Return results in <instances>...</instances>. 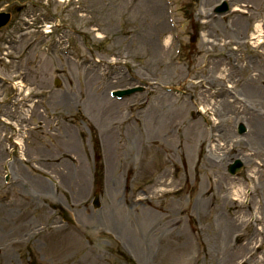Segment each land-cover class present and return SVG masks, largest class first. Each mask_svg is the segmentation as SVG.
I'll list each match as a JSON object with an SVG mask.
<instances>
[{
	"label": "rangeland",
	"instance_id": "374dc122",
	"mask_svg": "<svg viewBox=\"0 0 264 264\" xmlns=\"http://www.w3.org/2000/svg\"><path fill=\"white\" fill-rule=\"evenodd\" d=\"M30 1L34 24L55 21L59 26L50 39H43L41 49L32 51L27 82L51 94L46 102L48 120L37 127L35 122L42 120L35 108L34 122L27 124L38 129L28 132L25 155L36 157L37 171L58 179L61 172H68L74 193L67 198V212L73 223L60 225V213L49 208V200H54L47 195L53 192L55 200L65 202L59 194L63 193L61 184L60 188L54 186L56 191L46 180L40 186L33 184L28 172L12 164L6 166L9 182L5 185L0 163V264H127L119 253L135 264H194L198 248L192 236L196 232L203 249L215 247L212 251L223 259L226 250V256L234 254V258L225 264H239L241 247L231 249L232 242L212 247L208 217L195 212L192 204L211 186L216 196L213 205L224 218L239 215L243 221L247 215L237 211L232 215L235 209L223 206V193L240 191L234 203L237 206L241 201L254 216L258 203L264 205V176L260 177L252 164L253 151L260 153L256 158L260 165L264 164V152L249 139L253 131L250 116L264 112V57L260 48L247 44L244 49L246 27L250 24L251 31L253 23L264 19L262 0ZM221 1L239 12L215 17L213 9ZM241 12L250 18L242 17ZM198 30L203 37L189 44V38ZM169 35L172 43L163 47ZM54 36L77 60L80 83L79 73L76 82L73 80V61L58 50ZM33 38L42 39L41 33ZM112 56L117 57V66H108L106 72L114 74L107 83H99L84 62H105ZM57 61L67 63L64 69L56 67ZM250 76L256 77L254 84H249ZM138 85L146 87L143 93L121 102L109 101L108 106L103 102L111 88ZM164 87L180 93L168 94ZM94 98L98 102L90 101ZM201 106L209 109L206 116L197 112ZM237 110L247 118L239 116ZM128 111L133 112L131 118ZM187 116L193 119L188 129L180 126ZM91 122L95 126L89 130ZM104 123L109 130L104 131ZM67 125L79 128L86 145L92 135L99 143L96 156L102 163L103 185L98 210L91 206L96 192L87 181L88 167L75 155L83 158L84 149L80 143L78 148L76 135ZM240 125L246 130L243 135L238 133ZM65 132L71 137L67 138ZM109 139L108 144L105 140ZM202 143L203 150L198 154ZM140 144L147 146L142 150ZM112 148L114 169L107 165ZM203 155L206 162L201 160ZM237 158L243 171L233 178L227 174V166ZM44 184L50 185V190ZM175 192L174 196L168 194ZM146 197L150 203H145ZM230 199L234 201L232 196ZM81 200L84 203L78 205ZM187 203L186 216L175 224L170 218L173 206ZM159 208L167 212L161 225L159 212L164 211H157ZM262 238L261 249L253 253L248 264H264V232ZM144 242L150 249L155 247L154 260L149 263L132 256V251L135 255L147 254ZM203 262L201 257L197 264Z\"/></svg>",
	"mask_w": 264,
	"mask_h": 264
},
{
	"label": "bare ground",
	"instance_id": "6f19581e",
	"mask_svg": "<svg viewBox=\"0 0 264 264\" xmlns=\"http://www.w3.org/2000/svg\"><path fill=\"white\" fill-rule=\"evenodd\" d=\"M254 29H255V32L253 36L259 37V35L262 34L261 25L256 24ZM152 31H154V29H152ZM163 45L164 47H167L169 45V40H166ZM250 79L252 80L251 81L252 84H254L255 81L257 80L256 77H251ZM94 100L98 102V99L94 98ZM239 116H245L247 118V115L243 114L242 112L239 113ZM249 119L252 121V124H253V131L251 132L249 139L252 141L254 146H256L260 151L263 150L264 152V120L263 119L261 120L252 119L251 116ZM105 141L108 144L111 143L110 139L105 140ZM253 153L255 155V160L252 163L256 167L257 174H259L260 177H262V175L264 176V164L260 161L259 162L262 163V165L256 162V158L260 156V153L255 150L253 151ZM113 158H114V148H112L110 151V158L108 161V165L114 169ZM201 160L206 162L207 158L202 157ZM110 184L114 185V182L112 181L110 182ZM234 193H230V194L223 193L224 194V196L222 197L223 206L227 207L228 209H235L232 212V215L235 214V211L243 215L248 214L250 211L248 207H242L240 206V204H237L236 206V204L231 201L230 199L231 196L234 198V201H237L240 197L239 195L240 191H235ZM262 199L264 200L263 195L261 197V200ZM144 201L145 203H150V199L148 197H146ZM215 201H216V196L214 193H212L211 186H208L205 189L204 193H202L201 198L197 202H194L192 204L193 210L195 212L197 211L200 214L203 213V215H206L208 217V220H209L208 231L210 234H212V237L210 239L212 243V247L214 246L215 243L224 245L223 242H225L227 244L230 242V239L232 238L234 240V243L236 245L239 244L241 247L239 251V255L243 257H241L239 264H248L250 257L253 255L252 252H256L260 249V246L258 245V243H261L262 233L264 232V205H262L259 208L258 213L260 217H257L255 221V224H258L261 226V231L258 232L255 230V228H253L251 233L247 235L245 231L249 227L248 223L244 220L240 221L239 217H236L230 221L227 218H224L223 216H221L219 210L213 205ZM189 205L190 204L187 203L186 206H183L182 204L173 206L171 210L172 214L170 218L173 217L175 224H180L182 222V217L186 216V211ZM157 211H164V212H159V224L161 225L166 220L165 214L167 212L165 213L164 208H159L157 209ZM179 215H182V216H179ZM150 248L151 247H149V244L144 242L143 250L147 252L150 250ZM153 249H155L154 245L152 246L151 252ZM212 249L211 248H208L207 250L205 249L204 252L201 253V256L204 259V262L202 264H225V263L231 262V260L234 258L233 257L234 254H229L226 256L225 254L226 250H225L224 259L221 258L220 262H218V253L215 251H212ZM151 252L149 255L139 253L138 254L139 261H141L142 263H149L151 259L153 260ZM200 259L201 257H199L198 261L195 262L194 264L199 263Z\"/></svg>",
	"mask_w": 264,
	"mask_h": 264
},
{
	"label": "flooded vegetation",
	"instance_id": "af4514ba",
	"mask_svg": "<svg viewBox=\"0 0 264 264\" xmlns=\"http://www.w3.org/2000/svg\"><path fill=\"white\" fill-rule=\"evenodd\" d=\"M18 43L19 42L10 43L11 52L16 55L20 53V47L18 46Z\"/></svg>",
	"mask_w": 264,
	"mask_h": 264
}]
</instances>
